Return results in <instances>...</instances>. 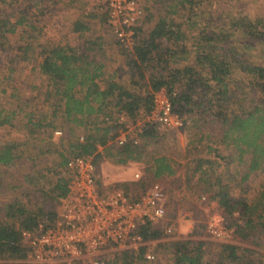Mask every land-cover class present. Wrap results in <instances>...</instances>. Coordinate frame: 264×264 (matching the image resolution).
Instances as JSON below:
<instances>
[{"label": "trees", "instance_id": "1", "mask_svg": "<svg viewBox=\"0 0 264 264\" xmlns=\"http://www.w3.org/2000/svg\"><path fill=\"white\" fill-rule=\"evenodd\" d=\"M43 1L56 0H28L23 7H20L19 0H0L3 10L15 8L10 13L0 14V49L7 34L14 33L16 26L35 28L28 21V7L33 12L38 10V14L44 13ZM151 1L154 12L147 11L135 26L132 49L125 52L126 62L135 70L133 76L137 74L139 79L145 78L143 82H146L147 89L144 93L131 92L114 81L100 87L98 79L103 65L92 57L97 52L102 54V49L98 47L99 37L92 34L83 36L85 46L80 48L65 37L39 41L37 52L40 58L31 68L38 78L37 83L31 84L35 102L19 95V89L11 84L14 66H7L0 81L10 83V89L7 91L2 85L0 93L7 92L5 96L16 102H11L10 107L0 103V126H14L17 122L23 135L18 140L0 141V169L29 164L31 170L23 173L24 181L34 186L42 179L50 181L47 190L44 191L41 185L38 190L41 195L51 198H61L66 193L63 167L70 155L91 156L93 162L101 156L116 164L142 161L148 164L153 177L173 174L174 159L147 149V142L161 133L159 128L169 130L160 124L143 126L137 143L107 142L109 131L114 127L112 114L126 111L133 117L139 108L147 110L151 91L163 86L169 92L173 110L182 117L183 123L186 120L184 113H188L187 127L196 125V118H201V125L211 131L187 130L191 134L186 136L185 154L189 156L191 166L186 172L190 176L197 175L196 182L200 183L202 191L217 204L223 227L231 229V235L248 245L220 240L206 251L200 240L176 237L160 242L164 252L163 263H159L260 264V255L251 246L257 244L260 235L264 237V200L249 203L245 195L233 194L228 180L234 178L231 181L239 186L252 171L260 170L264 164V59L251 61L241 56L234 46L226 45L224 41L229 33L201 28L199 38L192 45V60L187 61V54L191 51L183 42L185 33L180 21H175L169 14L174 13L178 5L190 8L194 0ZM98 9V12L92 9L85 15L88 19L97 18L104 22L105 11L101 7ZM87 25L86 20L81 19L71 22L72 30L77 32L89 31ZM234 25L243 35L264 44V19L261 17H239L233 21ZM34 47L32 49L29 42L20 46V59L27 58L28 49L32 54ZM179 61L182 62L177 64ZM171 91L174 94H170ZM104 117L110 119L109 123ZM211 123H214L213 130L206 127ZM54 129L60 131L56 139L52 137ZM214 141L233 147L236 161L243 163L244 169L225 176L217 172L216 158L226 161L227 157L212 146ZM29 146L34 153H26ZM44 152H53L56 157L51 165L38 167L41 163L38 156ZM245 153L247 156L243 159ZM48 171L52 179L47 176ZM24 194L27 195L25 201L15 196L0 203V264H24L26 246L20 230L33 227L37 220L51 221L55 216V211L31 203L28 190ZM140 232L144 239L158 238L161 234L149 222L141 224ZM145 250L146 245L136 251H123L106 264H149L143 256Z\"/></svg>", "mask_w": 264, "mask_h": 264}, {"label": "rangeland", "instance_id": "2", "mask_svg": "<svg viewBox=\"0 0 264 264\" xmlns=\"http://www.w3.org/2000/svg\"><path fill=\"white\" fill-rule=\"evenodd\" d=\"M19 1L20 7L28 3V0ZM172 1L174 0H168L169 3ZM43 3L45 4L44 8H46V11L41 14H38V10L33 12L31 10L32 8L30 6L28 7V21L34 24L35 28L30 29L28 26H16L14 33L7 34L5 42H3V48L0 49V77H3V74L7 72V66L12 64L14 66V72L12 74L11 84H14L19 89L20 96L29 98L35 102L36 98L33 97L34 92L31 89V84L37 83L38 78L35 70H31V68L35 67L34 63L36 61H39L37 52L39 41L47 38L60 39L65 37L73 45L81 42L80 37L72 32L71 22L76 19L86 20L90 34L103 32L106 39H110V43L106 47L109 49L110 57L112 54L116 58L109 57L104 60L106 66L117 71L113 81L131 92L144 93V90L147 89V85L144 84L146 82H143L145 78L141 80L137 77V74H135L134 78H131L134 73L132 74L130 71L131 69L133 72L135 70L131 65L125 63L127 58L124 59V56L128 50L121 49L118 46L105 23H101L97 18L88 19L85 15L92 9L97 12L99 11L98 8L100 7L96 4L95 0H57L55 2L43 1ZM141 4L143 6L141 18L146 16L145 13L147 11L154 12L155 6L151 0H141ZM13 10L15 8L11 7L3 10L0 5V14L10 13ZM169 16H173L175 21H180L181 23V28L185 33L183 42L188 50L191 51L187 54V61L189 62L192 60V45L199 38L198 30L201 28L206 31L217 29L224 34L229 33L227 39L224 41L226 45L230 44L234 46L241 56L251 61L264 59V56H261L264 52V44L254 38L243 35L235 25L234 27L232 26L233 21L239 17H261V19H264V0H194L190 8L178 5L175 8V12L170 13ZM147 24L149 25L150 22L144 23L143 26L145 27ZM25 42H29L32 49L35 46L34 50H32L34 52L30 54L28 49L26 51L27 58L20 59L19 47L23 46ZM97 53L95 56L98 55L100 58L103 56ZM119 55H123L121 56L122 60L119 58ZM181 62L179 61L177 64ZM147 74L148 71L144 72L145 77ZM6 83V80H1L0 87L3 85L9 91V85L11 84L8 83L9 85H7ZM6 93H0V103L5 107H10L11 102L15 103L16 101L11 97L8 98L5 96ZM115 114H112L113 117ZM184 114L186 120L181 126L166 131L163 128H159L161 131V133H158L159 136L147 142L148 150L161 152L176 161L175 171L171 175L153 177L147 167L148 164L142 161H128L123 164H116L108 158L95 156L96 183L103 192L110 191L114 187H120L131 195H135L151 181H158L162 192L164 214L159 220L151 223V226L160 230L161 234L158 238L147 239L146 249L154 255L153 260L148 261L149 264L163 263L164 250L159 245L162 241L188 236L200 240L206 251L211 250L216 246V243L220 242L218 239L210 238L205 232V223L207 220L210 218L223 219L220 209L214 201L208 199L207 192L202 191L200 183L196 182L197 175L190 176L186 172V169L190 170L189 167L191 166L188 163L189 156L185 154L186 136L191 134L187 133V130L192 128L194 131H203V133L211 131L206 130L201 125V118H196V125L191 126L190 124L187 127L186 124L189 122L188 113L186 112ZM190 115L195 117L194 114ZM140 121L141 118H139ZM206 127L213 130L214 123L206 125ZM214 133H217V131ZM22 135V131L19 129L17 122L14 126H0V141L18 140ZM52 137L56 139L57 135L53 134ZM211 144L216 147L218 153L227 157L226 161L225 159L216 158L218 165L215 169L217 172L225 176L227 173L240 172L244 169L245 165L236 161L233 147L223 146L216 141ZM34 152L35 150L31 146L27 147V154ZM246 156L247 154L245 153L242 158L244 159ZM55 157L56 155L53 152H44L38 156V160L41 162L38 167L51 165ZM29 170H31L29 164L18 168L1 167L0 203L8 201L15 196L25 201L27 195L24 193L28 190L31 203H38L46 209L56 211L60 204V198L41 195V191L38 190V185H41L44 191L47 190L50 181L45 182L42 179L36 186L25 182L23 173ZM42 170L45 171L44 169ZM134 172L138 173L137 177L133 175ZM47 176L51 177V179L53 177L50 171L47 172ZM231 180L234 181V178L228 180V184L233 188V194L245 195L248 202L252 204H257L259 201L264 200V191L262 192L264 189V164L260 170L252 171L239 186ZM10 184H13V186ZM202 195L204 199L201 198ZM260 237L261 235L257 238V244L251 247L258 251V255H260V258L258 257L259 263L264 264V237ZM228 240L248 245L246 241L237 240L233 234H230Z\"/></svg>", "mask_w": 264, "mask_h": 264}, {"label": "built area", "instance_id": "3", "mask_svg": "<svg viewBox=\"0 0 264 264\" xmlns=\"http://www.w3.org/2000/svg\"><path fill=\"white\" fill-rule=\"evenodd\" d=\"M95 2L105 11V23L115 41L130 51L135 26L143 14L141 0ZM104 119L109 123L108 117ZM112 120L114 127L109 131L107 142L116 144L137 143L145 125L160 124L173 129L183 123L163 86L151 91L147 110L139 108L133 117L126 111H119ZM52 132L60 134L58 129ZM133 175L137 177L138 173ZM63 177L66 193L60 198L53 219L37 220L33 227L20 230L26 246L24 264H106L123 251H136L145 246L148 241L141 235V224L153 223L164 214L158 181H151L135 195L120 187L103 192L96 183L91 156H68ZM205 232L210 238L228 240L231 229L223 227L220 219L210 218L205 223ZM143 256L147 260L153 258L147 249Z\"/></svg>", "mask_w": 264, "mask_h": 264}, {"label": "crops", "instance_id": "4", "mask_svg": "<svg viewBox=\"0 0 264 264\" xmlns=\"http://www.w3.org/2000/svg\"><path fill=\"white\" fill-rule=\"evenodd\" d=\"M57 1V0H56ZM55 2V1H54ZM90 11V10H89ZM102 12V11H101ZM105 17V15H103ZM101 23H105V20L104 22H101ZM106 24V23H105ZM108 27V26H107ZM110 30V29H109ZM90 31V30H89ZM89 31H82V32H77V31H73L72 32L76 35V36H79L80 39H81V42L79 44H76L75 46H78L79 48L80 47H84L85 46V43L83 42V36L87 35V34H90ZM111 32V31H110ZM92 35H96L97 37H99L98 39V47L100 49H102V54L101 56L102 57H105V58H100V56L96 55V58L95 56L92 57L93 59L97 60L98 63H101L103 66H102V74H101V77L98 79V83L100 85V87H103L104 85L107 84V82L109 81H113L115 79V76H116V72L115 69H112V68H109L108 66H106L105 64V60L104 59H108L110 57V54H109V49H107V45L110 43V39H106V36L103 32H95L94 34ZM113 40L115 41L114 37H112ZM107 40V41H106ZM118 44V43H117ZM118 46L122 49V47L118 44ZM94 47H96V44L94 45ZM121 56L123 55H119V58H121ZM40 58V57H39ZM110 58H116L115 55H112L111 54V57ZM124 59H126V56H124ZM122 60V58H121ZM127 60V59H126ZM125 60V61H126ZM123 62V61H122ZM127 63V65H130L128 62H125ZM131 67V66H130ZM132 74H133V70L131 69L130 71ZM134 77V76H133Z\"/></svg>", "mask_w": 264, "mask_h": 264}]
</instances>
